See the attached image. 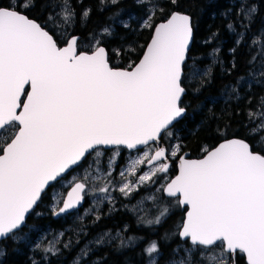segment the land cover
Masks as SVG:
<instances>
[{
  "label": "snow or ice",
  "instance_id": "snow-or-ice-1",
  "mask_svg": "<svg viewBox=\"0 0 264 264\" xmlns=\"http://www.w3.org/2000/svg\"><path fill=\"white\" fill-rule=\"evenodd\" d=\"M99 3L117 5L119 0ZM34 6L35 0H19L17 5L25 9ZM50 6H58L56 15L64 25H71L76 15L71 0H50ZM90 12L83 10L81 17L87 19ZM256 12L255 5L240 0V26L250 27ZM153 15L150 11L144 27H152ZM48 19L54 17L50 14ZM228 27L234 30L233 25ZM191 38L190 17L174 12L167 22L155 27L139 62L121 69L110 64L109 52L99 46V40L90 52L79 50V37L75 35L60 46L59 38L45 27L11 5L0 6V238L21 229L51 182L58 181L69 169L82 166L89 156L94 155L99 165L102 147L133 150L150 142L158 145L172 136L171 126L185 113L181 106L186 91L182 76ZM253 44L261 46L260 55L264 56V40L254 39ZM114 51L115 56L120 55L119 49ZM248 115L250 121L259 120L253 133L264 130V111ZM260 139L264 141V136ZM179 147L172 149L171 156H176ZM166 151L157 147L152 155L145 152L127 171L134 175L136 164L165 159ZM204 152L202 159L180 157L179 174L162 186L168 197L179 194L178 204L187 206L179 236L189 241L191 248L185 249L187 260L181 258L172 264H234L237 252L246 255L248 264H264V154L240 139L225 141L211 150L205 148ZM119 154H113L110 166ZM168 168L162 163L151 173L139 176L137 183L150 181ZM96 171L93 180L101 178L99 167ZM107 176H111V167ZM120 176L127 180L125 171ZM90 177L86 169L83 181L74 184L63 206L58 211L53 209L54 215L80 204L85 181ZM109 184L99 192L108 193ZM134 188L128 181L119 191L127 195ZM167 212L165 207L147 223H161ZM104 242L103 237L95 241L97 245ZM132 243L135 241L130 238L127 244ZM127 244L121 241V246ZM44 251L56 255L59 250L49 246ZM178 252L174 250V254ZM194 252L200 262L194 261ZM81 253L87 257L89 250L82 249ZM144 253L149 264H157L159 244L147 242ZM76 264H80V258Z\"/></svg>",
  "mask_w": 264,
  "mask_h": 264
},
{
  "label": "trees",
  "instance_id": "trees-1",
  "mask_svg": "<svg viewBox=\"0 0 264 264\" xmlns=\"http://www.w3.org/2000/svg\"><path fill=\"white\" fill-rule=\"evenodd\" d=\"M18 3L19 0H0V6L8 8L11 5L55 34L60 46L75 35L79 37V50L90 52L92 45L99 40L109 52L110 64L117 68H128L133 61H139L157 23L167 20L174 12L188 13L193 21L194 41L182 78L186 93L181 106L187 112L170 128L172 136L163 138L162 144L167 148L179 145L181 154L189 151L191 157H202L205 148L210 150L225 139L237 137L247 140L253 151L264 154V142L258 132H252L254 123L248 115L249 112H258L264 103L263 58L259 45L253 44L263 26L264 0H247L249 6L255 5L257 9L248 28L239 24L241 17H238L237 10L240 0H176L175 4L171 0H146L145 3L140 0H119L117 5H101L99 0H71L76 15L70 26L64 25L56 15L60 8L57 6L53 9L50 0H35V6L29 9L17 7ZM85 9H91L87 19L81 17ZM150 11H154L152 27H144L143 21ZM50 14L53 20L48 19ZM61 23L63 25L59 26ZM230 24L234 30L229 29ZM57 27L67 38L60 37ZM105 28L109 30L108 33L103 32ZM117 49L120 50L119 56H115L114 50ZM253 56H256L255 61H252ZM191 64H196L201 74L194 79L189 78ZM176 172L177 164L174 162L172 177ZM154 181L150 182L148 191L162 183ZM58 184L55 182L44 193L24 228L0 241V264H71L78 257L76 247L80 243L84 247L90 239L97 240L106 233L117 239L113 237L106 243L93 246V256L90 258L88 255L85 259L88 264H148L149 258L144 248L149 241H156L160 246L157 264H169L182 255L187 257L182 246L191 244L179 238L187 208L178 204V198H168L162 192L163 205L160 209L157 201L148 204L152 213L165 207L168 209L159 224L147 223L148 220H155V216H141L138 220L130 210L132 207L127 204L130 200L120 198V194L116 203L102 205L99 220L90 217L76 219L73 212L56 216L51 211L53 203L50 194ZM142 191L140 194H143ZM43 230L63 233L58 242L61 253L48 256L34 248L40 244L36 238L37 232ZM18 234L24 235L18 237ZM130 238L135 243L127 244ZM122 240L127 246H121ZM65 244H69L67 249ZM176 249L179 252L174 254ZM193 259L200 262L198 253H193ZM234 264H247L245 255L237 252Z\"/></svg>",
  "mask_w": 264,
  "mask_h": 264
},
{
  "label": "rangeland",
  "instance_id": "rangeland-1",
  "mask_svg": "<svg viewBox=\"0 0 264 264\" xmlns=\"http://www.w3.org/2000/svg\"><path fill=\"white\" fill-rule=\"evenodd\" d=\"M149 2H155L156 0H147ZM148 19V17L146 19H144V22ZM63 23L59 24V26H62ZM60 27H57V33L60 34V37L65 36L64 33H62L61 29H59ZM264 33V21H263V26L260 29V34ZM65 38H67L65 36ZM258 39L264 40V36H259ZM101 45V44H100ZM99 45V46H100ZM96 46V42L92 45V49ZM259 51H261V46L259 45ZM263 58V69L261 72H264V56H262ZM190 72H189V78H197L199 77L201 74L199 72V70L197 69L196 64H191L190 66ZM259 111H264V103L261 107V109ZM258 111V112H259ZM253 127L255 128L257 126V124L259 123V120H253ZM258 134L260 136V138L262 136H264V130H260L258 131ZM264 142V141H263ZM160 145L158 144H150L149 146H146L144 148H142L138 153L136 154H129L126 155L123 159V161L120 162L119 156L115 157V162L110 166L109 164V160L111 157H113V154L119 150H114L112 153H104L103 155L99 158V165L96 164V158L93 156H89L87 157V162H83V166L79 167V169H74L73 172H70L68 175H66L65 177H63L61 180L57 181L59 184L52 190L51 194H50V199L51 202L53 203L51 207L53 206H57L59 205L63 198H64V194H65V189L70 187L71 185H73L74 183H76L77 181H83V177L85 175V170L87 169L89 172H91V177L89 178L88 181H85V183L87 182L88 186L86 188L85 191V197L89 199L90 203V207H87V209H84L82 212L77 215L76 219H84L85 217H89L90 216V212H94L96 209V212L102 208V205H104L105 203L110 202V204H114L116 203V198L117 195L120 194V198H124V199H128V197H131L133 195V193L135 191H137V189H140V185H143L144 183L140 184L137 183L139 176L145 174V173H151L152 171H154L156 168L159 167V164H155L152 166H147V160H145V162L143 164H136L135 168H136V172L134 175L129 174V172L127 171L128 168H130L132 166V162L134 160L137 159H142L144 157V153L147 152L149 155H152L154 153V151L156 150L157 147H159ZM176 145H172L170 148L168 149V153H169V158L170 160H177L179 158V154H181L180 149L177 151V154L175 157L171 156V151L172 149L175 147ZM117 148V147H116ZM111 149H115V148H111ZM117 161L119 162L117 164ZM89 165H91V167H89ZM97 167H99L100 169V179L98 180H93L92 177H95L98 175L96 169ZM111 167V176H107V173L109 172ZM121 171H125V176L127 177V180H125L124 178H122L120 176V172ZM170 172V174H169ZM168 173H164V172H157L155 176L152 177L151 181L154 180H158L159 182H162V185H156L157 188L155 190V194L150 196V194L152 193L153 189L151 188L150 191L147 190V192H143V194H140L141 191H139V196L138 198H135L133 200H130L129 202H127L129 207H132L133 210H135L136 212H138L140 214V217H146V216H158L157 212H161V211H155V213H152L151 211V207L148 205L150 202L149 201H157L160 207L163 205V197L161 195V193L163 192V187L171 178H172V174H171V169ZM109 184V192L108 193H101L99 192V188L103 187L105 184ZM131 181L132 184L135 185V188L133 189L132 192H130L129 194L125 195L124 193H121L119 191V188L126 182ZM147 182V181H146ZM155 182V181H154ZM159 186H161L159 188ZM159 189V191H158ZM154 192V191H153ZM150 193V194H149ZM110 196V200L106 199L105 197ZM150 197H155V199H150ZM122 198V199H123ZM57 201H59V203H57ZM86 206V205H85ZM154 206V205H153ZM170 207V206H169ZM155 208V207H154ZM153 208V209H154ZM97 213V214H98ZM154 220V219H153ZM17 232V231H16ZM15 233V232H14ZM62 232H56L53 233L52 231L49 230H43V231H38L36 238L38 241H40L39 247H37V245L34 246V248L36 247L39 251L40 254L43 255H48V256H54L51 255L50 253H45L44 249L48 248L49 246H54L56 249H58V242L61 240V235ZM63 234V233H62ZM24 234H18L17 236H23ZM104 238V243L108 242L109 240H112V238H116V236H109L108 234L104 236H102ZM120 237V236H119ZM117 239V238H116ZM78 240V239H77ZM96 240L92 241V242H88L84 247H81V243L79 246L76 247V249L78 248V257L80 258V264H88V262L85 260L87 257H83L81 250L82 249H86L89 250V253L92 251V247L97 245L95 243ZM187 248H191V245L187 246L184 245L182 246V249ZM67 249V248H65ZM59 253H61V251H58V253L56 255H58ZM88 253V255H89ZM87 255V256H88ZM77 258L74 259L72 261L71 264H76ZM181 258H184L185 260H187V257L185 258L184 255H182V257L180 258H176L173 261H179ZM149 264V263H148ZM172 264V261L169 263Z\"/></svg>",
  "mask_w": 264,
  "mask_h": 264
},
{
  "label": "water",
  "instance_id": "water-1",
  "mask_svg": "<svg viewBox=\"0 0 264 264\" xmlns=\"http://www.w3.org/2000/svg\"><path fill=\"white\" fill-rule=\"evenodd\" d=\"M177 13H180V14H184V15H187V16H189L190 17V21H191V26H192V38H191V40H190V42H189V47H188V51H187V53H186V60H185V64H186V62L188 61V54H189V51H190V49H191V47H192V45H193V41H194V29H193V21H192V17L188 14V13H182V12H177ZM23 14H25V13H23ZM26 15V14H25ZM171 16V15H170ZM28 18H30V17H28ZM170 18V17H169ZM168 18V19H169ZM30 19H32V18H30ZM167 19V20H168ZM32 20H34V19H32ZM167 20H165V21H161V22H159V23H157L156 25H155V27L157 26V25H159V24H161V23H165V22H167ZM35 22H37V23H39L38 21H36V20H34ZM40 24V23H39ZM41 25V24H40ZM41 26H43V25H41ZM44 27V26H43ZM155 27H154V30H153V34H154V31H155ZM47 30V29H46ZM51 34V33H50ZM153 36V35H152ZM152 38V37H151ZM150 41H151V39H150ZM150 41H149V43H150ZM148 43V44H149ZM148 44H147V46H148ZM62 46H64V45H62ZM100 46H103V45H100ZM147 46H146V48H147ZM103 47H105V46H103ZM106 48V47H105ZM146 48H145V50H146ZM145 52V51H144ZM144 54V53H143ZM143 56V55H142ZM142 58V57H141ZM139 62V61H138ZM137 62V63H138ZM185 64H184V66H185ZM121 69H127V68H121ZM183 75H184V73H183ZM182 78H183V76H182ZM183 86V85H182ZM185 93H186V91H185ZM185 95V94H184ZM184 95L182 96V99H183V97H184ZM19 111V110H18ZM186 108H185V113L183 114V116L181 117V118H179L177 121H175L174 122V124H173V126L179 121V120H181L184 116H185V114H186ZM173 126H171V128L173 127ZM232 139H240V140H245V139H241V138H237V137H233V138H228V139H225V140H223L222 142H220L216 147H218L220 144H222V143H224L225 141H228V140H232ZM246 142H248L247 140H245ZM249 143V142H248ZM150 144H155V143H153V142H150ZM250 144V143H249ZM159 147H163V148H165L167 151H166V158L165 159H162V160H159V161H154V162H152L151 164H149L148 162H147V166H152V165H155V164H157V163H159V162H164V163H167L168 165H169V168H168V171L166 172V173H168L169 171H170V169H171V166H172V161L170 160V158H168V149H167V147H166V145H164V144H162V142L160 141L159 142ZM251 145V144H250ZM115 147H117V146H110V147H102V148H105V149H111V148H115ZM119 147H123V148H126V147H124V146H119ZM144 147H146V146H138V148L137 149H133V150H130V151H136V150H141L142 148H144ZM216 147H214V148H216ZM214 148H212V149H214ZM127 149V148H126ZM129 150V149H128ZM211 150V149H210ZM253 150V149H252ZM256 152V151H255ZM259 153V152H258ZM154 154V153H153ZM261 154V153H260ZM205 155V154H204ZM204 155L202 156V157H191V153L189 152V151H186V152H184V153H182L181 155H180V157H183L184 159H202L203 157H204ZM180 157L176 160V164H177V172H176V174L168 181V182H170L172 179H174L178 174H179V165H180V162H181V160H180ZM83 163V162H82ZM78 166H75L74 168H72V169H69L66 173H64V174H62V177L61 178H58V181L59 180H61L64 176H66V175H68L70 172H72L75 168H77ZM55 182H57V181H55ZM55 182H51L50 183V185L46 188V190H45V192L55 183ZM77 182H81V181H77ZM167 182V183H168ZM166 183V184H167ZM75 184V183H74ZM74 184L73 185H71L69 188H68V190H67V192H66V195H65V197H64V199H66L67 198V195H68V193L71 191V189H72V187L74 186ZM165 184V185H166ZM87 188V187H86ZM85 191H86V189H85ZM85 191H84V193H82L81 195L83 196V200L80 202V204H78L77 205V207L76 208H74V209H70V210H68L67 212H65V213H61V214H59V215H56V216H63V215H66V214H69V213H72V212H74V211H76V210H79V209H81V208H83L84 206H85V203H86V197H85ZM44 192V193H45ZM44 193H42V196L44 195ZM163 193H164V195L166 196V197H168L167 195H166V193L163 191ZM42 196H41V198H42ZM168 198H179V194H178V196L177 197H168ZM63 199V200H64ZM41 200V199H40ZM40 202V201H39ZM39 202H38V204H39ZM38 204L36 205V206H34V208H33V210L38 206ZM62 206H63V202H62ZM61 206V207H62ZM183 208H187V206H182ZM33 210H31L28 214H27V216H26V221H27V219H28V217H29V215H30V213L33 211ZM186 212H187V210H186ZM186 212H185V217H184V220H185V218H186ZM184 220H183V222H184ZM26 221H25V224H26ZM24 224V225H25ZM183 224V223H182ZM24 225L21 227V229L24 227ZM182 226V225H181ZM181 228V227H180ZM20 230V229H19ZM19 230H17V231H19ZM180 231V230H179ZM8 238V237H7ZM7 238H0V241H2V240H5V239H7ZM179 238H180V236H179ZM181 239V238H180ZM182 241H187L186 239H181ZM190 243V242H189ZM235 255V254H234ZM245 255V254H244ZM245 259H246V263L248 264V261H247V257H246V255H245Z\"/></svg>",
  "mask_w": 264,
  "mask_h": 264
},
{
  "label": "flooded vegetation",
  "instance_id": "flooded-vegetation-1",
  "mask_svg": "<svg viewBox=\"0 0 264 264\" xmlns=\"http://www.w3.org/2000/svg\"><path fill=\"white\" fill-rule=\"evenodd\" d=\"M101 150L104 152V153H112L114 150H119V153H120V156H119V159H120V162L121 161H123V159H124V157L126 156V155H129V154H136V153H138L140 150H136V151H130V150H128V149H126V148H123V147H115V149H105V148H101ZM168 158H169V153H168ZM172 161V166H171V169H172V167H174V162H176V160L174 159V160H171ZM119 162L117 161V164H118ZM160 163H163V162H160ZM84 164H85V162H84ZM83 163H82V166L84 165ZM159 164V163H158ZM82 166H79V167H82ZM79 167H77V168H75V170L76 169H79ZM73 172V171H72ZM169 174H170V172H169ZM86 184H87V182H86ZM150 185V181H147V182H145L143 185H140V189L138 188L137 189V191H135L134 193H133V195L131 196V197H128V199L127 200H133V199H135V198H138V196H139V191H142V189L144 190V192H147V190H148V188H150L151 186H149ZM162 185V184H161ZM87 186H88V184H87ZM161 186H159V188H160ZM155 190L156 189H153V191H152V193L150 194V196H152V195H154L156 192H155ZM65 195H66V193L64 194V197H65ZM123 198V197H122ZM64 199V198H63ZM41 201V200H40ZM62 202H63V200H62ZM62 202L59 204V205H57V206H53L52 208H51V211H53V209L55 208L56 210H58V208L59 207H61L62 206ZM149 202H151V201H149ZM89 203H90V201H89V199L88 198H86V203H85V205L86 206H84L83 208H81V209H79V210H76V211H74L73 212V217L74 218H76L77 217V215L78 214H80V213H83L82 211L84 210V209H87V207H90V205H89ZM37 208V207H36ZM35 208V209H36ZM34 209V210H35ZM33 210V211H34ZM132 212H133V214L135 215V217L138 219V220H140V214L138 213V212H136L135 210H133V209H130ZM32 211V212H33ZM31 212V213H32ZM31 213H30V215H31ZM98 213V211L96 212V209H95V211L94 212H90V218L93 220L94 218H96L97 217V215L99 214H97ZM130 213V212H129ZM131 214V213H130ZM29 215V216H30ZM29 218V217H28ZM27 222V221H26ZM26 226V224L24 225V227ZM23 227V228H24ZM18 232V231H17ZM16 233V232H15ZM14 234V233H13ZM107 234V233H106ZM10 237V236H9ZM90 242H92V240L90 239ZM93 253H94V251L92 250L90 253H89V257L91 258L92 256H93Z\"/></svg>",
  "mask_w": 264,
  "mask_h": 264
}]
</instances>
